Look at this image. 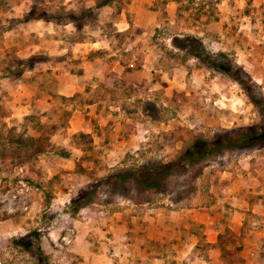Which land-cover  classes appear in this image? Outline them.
I'll list each match as a JSON object with an SVG mask.
<instances>
[{
  "label": "rangeland",
  "instance_id": "rangeland-1",
  "mask_svg": "<svg viewBox=\"0 0 264 264\" xmlns=\"http://www.w3.org/2000/svg\"><path fill=\"white\" fill-rule=\"evenodd\" d=\"M130 2L118 12L114 0H0V264H264V215L246 203L264 196V147L227 150L174 173L141 168L174 160L194 134L257 119L236 82L178 46L193 36L227 53L264 95V0H153L136 18L142 24L127 13ZM202 2L212 18L200 16ZM101 38L106 48L93 59L103 75L85 77V57L101 45L76 57L72 50ZM40 41L58 55L31 62L63 63L83 90L51 93L64 71L41 66L42 100L11 110L12 91H25L20 82L32 76L18 64ZM31 118L52 130L39 153L9 142L40 138ZM82 197L90 203L71 214V200ZM212 236L223 250L208 249L205 259Z\"/></svg>",
  "mask_w": 264,
  "mask_h": 264
},
{
  "label": "trees",
  "instance_id": "trees-1",
  "mask_svg": "<svg viewBox=\"0 0 264 264\" xmlns=\"http://www.w3.org/2000/svg\"><path fill=\"white\" fill-rule=\"evenodd\" d=\"M118 2L117 10L118 12L121 10V2L122 0H114ZM161 3V5L167 4V2H173L175 4L182 3L183 0H156ZM210 3V7L212 6V2ZM193 0H187L186 5H192ZM207 7H209L206 3H201L199 6L200 16L205 18H212V12L207 11ZM152 8V7H151ZM188 9V6L185 7ZM155 11L154 8L151 9ZM179 10V9H178ZM181 10V9H180ZM179 10V11H180ZM71 15V14H70ZM248 15V14H247ZM71 23L78 22V19L74 16H71ZM214 21H217V18H214ZM185 43L179 44L180 51L189 58L197 61L201 66H203L206 70L210 72H214L217 74H222L227 76L232 81L236 82L243 92L245 93L248 102L253 106V109L256 112L257 119L248 126H242L238 128H234L231 130H222L219 133H216L211 136H202V135H192L190 137L189 142L183 147V149L179 152V154L174 158V160L168 162L167 164H144L141 167L146 172H156V171H173L174 169L185 168L189 165H192L196 162L203 161L208 158H215L219 154L231 150L237 149L244 146H260L264 147V95L261 92L259 85L251 80L248 77L246 72L243 70L241 66H238L236 62L225 52H209L205 49L202 44L201 39L193 36H187L184 40ZM100 51H95L89 53V57L97 56ZM94 55V56H93ZM36 59L35 56H31L28 59L20 60L18 66H26L24 69H31L32 65L35 62H39L35 60L31 62V60ZM31 63V64H30ZM29 64V65H27ZM25 71V70H23ZM21 76V75H19ZM17 76V78L19 77ZM104 82L112 77H110V70H106L104 73ZM246 77V78H244ZM104 83L100 84L101 87H104ZM94 103L93 101H88V104ZM1 111V110H0ZM33 121V125L35 129L39 131V139L34 140L33 143L28 142H20V136H10L9 142L17 149L21 148L22 150L31 151L35 153L41 152L37 147L41 144H48L49 141L45 140L43 134H49L52 132L51 128H47L46 125H43L38 118H31ZM41 123V124H40ZM81 137H88L86 134H80ZM62 155V154H60ZM174 173V171L172 172ZM127 177L119 178V181L125 180ZM27 181V180H26ZM30 183L29 181H27ZM85 197L82 198H74L71 200L70 206L72 207V213L75 215L81 208L90 203L86 201ZM262 200L261 196L254 198L253 201L249 202V205H253V203ZM208 249H218L220 251L223 250V246L219 239L214 243L206 242L201 248V256L207 259L206 251ZM39 257H42L41 250L35 252ZM200 253V252H199ZM43 264V263H42Z\"/></svg>",
  "mask_w": 264,
  "mask_h": 264
},
{
  "label": "crops",
  "instance_id": "crops-1",
  "mask_svg": "<svg viewBox=\"0 0 264 264\" xmlns=\"http://www.w3.org/2000/svg\"><path fill=\"white\" fill-rule=\"evenodd\" d=\"M153 0H131V2L129 3L128 7H127V13H129L130 17L132 19H134V24H138L141 23L142 21L139 19L136 21V18L139 17L141 14H146L147 12H150L149 6L152 3ZM146 12V13H145ZM122 18V17H120ZM123 18H124V13H123ZM122 20V19H121ZM140 24V25H141ZM124 30V29H123ZM39 34V33H38ZM44 43V42H43ZM77 47L73 48L72 52H73V56L76 57L77 53L82 54H88L93 48H89V52L87 53L82 52L81 49L83 47H86L88 45H101V47L97 48V50L94 51H104V49L106 48V43L104 42V40L96 39L93 41H80L79 43H75ZM35 47V48H34ZM31 48H33V50L30 52L29 55L23 57H29L31 55H46L48 57H53L55 55H58V53L56 54V52L53 50V48L48 47H43L41 46V41L40 43L34 44L31 46ZM67 48L65 47H61L60 48V55H62L64 52H66ZM20 52H25L24 49H19L17 50V55ZM91 53V52H90ZM85 63L83 65V75L85 77L87 76H93L94 74L97 76V74H102L103 75V68L102 66H100L102 64V61L99 58L93 59L92 58H87L85 57ZM116 64H118V61H113ZM115 64V65H116ZM63 63H57L55 65H53L51 62L48 61H44V62H35L31 69L28 70L29 73H31L32 76H27V78H24L25 80L21 81L18 79L17 82L23 83V86L25 87V91L20 92L19 89H15V91H12V102H11V110H16L17 111V105L18 108H28V104L30 105V99L32 98L33 102H36L35 99H33V97H37L38 96V101L42 100L43 98V94L41 92V88L43 87V83L39 82V77L38 75H36V71L38 70L39 67L41 66H45L46 71L47 70H57L60 67V71H64L63 74H59L56 78V81L53 83V85L50 87L49 91L53 94H59V95H63L65 97H70L72 96L74 93H81V91L83 90V87L81 86L82 81L79 80V78L77 77V75L70 73L71 70L66 68L65 65L63 66ZM99 65V67H98ZM93 67V68H92ZM89 68V69H88ZM93 69V71H91ZM113 70V68L111 69V71ZM27 74V71L24 72V74ZM91 73V74H89ZM23 78H21L22 80ZM6 80L5 77L1 76L0 77V87H1V92L3 93V90L5 91L6 89L4 88V81ZM15 87V85H14ZM21 103L23 104H27V105H20ZM30 108V107H29ZM24 109V110H25ZM30 111V109H28ZM28 111V112H29ZM249 195V194H248ZM258 196H261V193H257ZM257 196V197H258ZM249 196H247L248 198ZM256 197V198H257ZM262 197V196H261ZM229 199V197L227 198ZM247 206L248 208H252L251 211L254 212V210L259 211V215H264V196L262 197V200H259L258 202L253 203V205H249L248 202ZM207 242L208 243H214L216 242V238L214 236L212 237H208L207 238Z\"/></svg>",
  "mask_w": 264,
  "mask_h": 264
}]
</instances>
